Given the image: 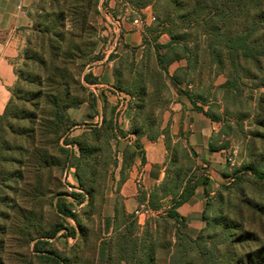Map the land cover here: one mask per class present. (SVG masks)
Here are the masks:
<instances>
[{
  "label": "trees",
  "instance_id": "16d2710c",
  "mask_svg": "<svg viewBox=\"0 0 264 264\" xmlns=\"http://www.w3.org/2000/svg\"><path fill=\"white\" fill-rule=\"evenodd\" d=\"M129 1L135 11L152 7L158 32L153 41L159 61L158 69L153 71L156 74L150 71L149 62L145 64L146 73L143 65L137 68L135 63H125L117 69L116 88L131 95L143 114V109L156 100L150 97L149 87H157V79L162 77H167L180 93L189 97L196 110L214 121L218 118L198 104L194 91L182 87L190 76L201 79L206 72L213 76L224 74L227 80L223 87L235 93L242 92L245 79L264 87V0ZM92 7L93 0H53L50 8L43 9L42 20L34 33L35 42L28 43L25 51L23 68L31 67V71L28 75L23 70L18 71L12 96L0 114V218L9 221L0 227V264H13L10 262L12 254L21 248L28 249L44 264L157 263V247L151 244L146 250L150 223L146 222L144 239H141L138 217L126 211L124 198L119 193L121 184L116 188L114 217L102 216L103 187L110 173L108 165L102 162L104 169L97 168L99 159L102 154L112 152V140L126 133L115 128L111 117L106 125L92 126L79 135H72L75 123L68 116V109L85 101L93 105L84 82L93 83L94 79L88 73L83 74L96 45L83 43L92 30L87 28L88 10ZM69 22L71 30H67ZM162 33L170 36L169 42L157 41ZM175 60H185L186 65L170 75L168 68ZM124 66L130 69L128 81H131L125 85ZM142 133L136 131L138 136ZM136 147L140 148L139 144ZM70 168L76 170L80 192L69 193L64 189L67 185L64 178ZM250 171L264 181V174L255 168ZM122 176L121 183L125 179V175ZM167 176L150 193L140 190L139 201L154 212H163L154 219L157 228L161 220H171L174 224L177 252L168 257L165 264H194L189 260L190 245H196L197 239L182 231L187 227V219L178 208L190 200L198 186L210 184V179L197 175L183 179L179 174L170 185ZM2 191L9 193L3 195ZM67 196L79 202L87 197L89 208L96 207L97 199L102 204L98 213L101 235L97 247L91 249L90 258L84 257L83 250L70 258L49 248L63 230L67 231L63 233L65 237H76L79 230L82 245L88 243L89 231L82 227L72 208L74 204ZM167 199H170L168 205L164 204ZM211 203L209 198L204 221ZM48 204L55 217L62 221L46 222ZM3 205L9 208L13 205L16 214L12 217L3 211ZM68 218L76 222L78 229L63 222ZM105 234L111 235L102 237ZM202 260L216 264L211 256L203 255Z\"/></svg>",
  "mask_w": 264,
  "mask_h": 264
},
{
  "label": "rangeland",
  "instance_id": "374dc122",
  "mask_svg": "<svg viewBox=\"0 0 264 264\" xmlns=\"http://www.w3.org/2000/svg\"><path fill=\"white\" fill-rule=\"evenodd\" d=\"M96 2L97 10H95L93 16L88 17L87 28H91L92 30L85 37L83 43H98L99 45L100 43H107V40H109L110 46L113 48L115 46L114 37L112 36L113 22L117 18L120 20L131 18V14H129L128 10L120 8V6L112 7L106 0H95L94 7L96 6ZM128 2L130 3L129 0ZM91 10L93 11L94 8L88 10V13ZM98 14H100L99 17ZM133 16L139 18L137 13H134ZM95 20L96 23L99 20V24H96L94 28ZM71 28L72 25L69 22L67 30H71ZM150 32H148L146 40L148 43H153L157 32ZM30 42H35L33 35H31ZM101 52L102 49L99 52L97 50L96 53H93L91 61L99 56ZM152 55V53H148V58ZM24 61L17 69L18 71H25V74L28 75L31 67L23 68ZM129 61L126 64L131 63ZM142 65L143 72L146 73V65ZM124 69L125 78L123 79V85L131 82L128 81L130 69H127L126 66H124ZM155 70L157 69L154 66L150 68L152 72ZM140 73L139 71L138 74ZM153 74H156V72H153ZM157 80V87H149L148 90L150 97L154 96L156 100L152 106L149 104L148 107L143 109L144 120L156 119V108L159 105L162 107L163 104L172 100V98L170 100V96L168 95L170 93V85L172 84L171 81L167 77ZM226 80L227 78L224 74L213 76V74L206 72L202 75L201 79L192 75L188 78V81L182 83L183 88L194 91L193 93L198 104L203 105L204 108L209 110L222 123L221 134L225 135L223 145L230 147L227 154V163L231 168L230 173L232 175L228 180L215 188L211 198L212 203L205 213L204 230L193 237L197 239L196 245L193 247L190 245L189 260L194 262V264H207L202 260L203 255H207L211 256L216 264H264V181L256 178L250 171L251 168H255L260 174H264V87L258 86L260 83L245 79V86L242 88V92L235 93L223 87ZM110 120L111 115L108 121ZM142 131L149 132V135L154 137L158 129L149 126L142 129ZM75 135L73 134V136ZM166 135V144L169 151L168 158L170 159L167 177H169L168 181L171 183L170 185L175 182L179 174H181L183 179L194 177L195 175L200 178L205 177L203 170L190 155L185 143L182 140L175 141L174 135L169 130L166 132ZM131 153L132 150L128 152V157ZM116 156L114 148L109 154H102L99 159V165L101 162L103 165H108L110 173L103 187L105 195L107 192L110 194L112 188H117L121 184L122 177H124L122 176L123 174L116 175V172L112 171L115 165L113 162L114 160L117 161ZM128 163L129 160L126 159L125 165ZM102 164L97 167L100 171L104 169ZM82 171L84 172L83 169ZM88 171L90 172L91 170ZM74 179L73 177L72 180L75 181ZM64 181L67 184L66 188H64L67 192H80L78 190V181L76 182V186H72L71 180H68L67 177L64 178ZM141 191L146 193L145 190ZM2 193L4 195V193L7 194L9 192L2 191ZM139 195L140 191L138 197ZM11 197H15L14 194H11ZM79 198L81 197L79 196ZM67 200L74 204L72 208H74L76 214L79 216L82 227L89 231L88 243L82 245V236L79 234V230H77V236L71 238L70 242L64 236L65 234H63L67 231L63 230L60 236L61 239L57 237L54 241L52 240L53 244L49 248L60 256H68L70 258L74 257L78 253V250H83L84 257L90 258L92 257L91 249L97 247L98 238L101 235L102 222L98 213L101 209L99 207L102 204L97 199L96 207L89 208L87 197L83 199V202H79L71 196H67ZM169 201L170 199L165 200L164 204L168 205ZM144 204L147 206L146 203ZM2 210L8 212L12 217L16 214L13 211V205H10V208L3 205ZM46 210V222H60L59 220L61 219L55 217L49 204L46 206ZM162 214V211L154 212L149 210V213L142 215L140 218L138 217V225L140 226L139 236L141 239H144L146 222L150 223L147 228L149 231L146 250L149 249L151 244L157 247L156 264H165L168 257L177 252V236L173 222L171 220H161L158 228L155 225L154 219ZM139 220L142 223L141 225L139 224ZM63 222L77 228L76 222L71 218H68L66 221L63 220ZM8 223L9 221L5 218H0V227ZM111 227L110 230L112 229ZM182 231L185 232V229H182ZM109 235L105 234L102 237H108ZM10 262L13 264H30V262L44 264L36 259L35 256L33 257L29 250L25 248H21L16 254L13 253ZM210 263L212 264L213 262Z\"/></svg>",
  "mask_w": 264,
  "mask_h": 264
},
{
  "label": "crops",
  "instance_id": "0c3cea01",
  "mask_svg": "<svg viewBox=\"0 0 264 264\" xmlns=\"http://www.w3.org/2000/svg\"><path fill=\"white\" fill-rule=\"evenodd\" d=\"M106 1L112 7L120 6L128 10L131 18L120 20L123 28L117 46L111 48L109 40L107 43L95 45L94 53L101 49L102 52L89 62L83 73H88L94 79L93 83L84 82L88 93H91L93 105L90 101H85L79 106L68 109V116L75 123L72 135H79L92 126L106 125L110 115L115 128L126 133L125 136L118 135L116 140H112L113 149L115 148L117 155V164L113 166L112 171L116 172V175L120 173L125 175L119 193L124 198L128 213H134L141 204L138 197L140 189L150 193L155 187L160 186L167 176L170 159L168 158L166 132L169 130L174 135L175 141L182 140L190 155L203 170L204 176L210 179V184L198 186L190 200L178 208L179 213L187 219L185 232L195 237L204 228V211L215 188L232 176L231 168L227 163L230 147L223 145L225 135L221 134L222 123L196 110L189 97L180 93L172 84L168 94L172 100L156 108V119H143L144 114L136 105L135 99L116 88L117 69L120 66L123 67L129 60L135 63L136 67L150 62L151 67L158 69L159 61L153 49L154 43H148L146 40L148 32H157L152 20L154 11L151 6L135 11L132 5H129L128 0ZM52 3L53 0H0V114L5 111L12 96V90L17 84V67L25 60L26 48L30 43L31 35L34 36L38 23L42 20L43 9L50 8ZM94 5L95 0H93L92 7L94 10L88 13V17L93 16L97 10V2L95 7ZM134 13L142 19L141 23H133V20L138 18L133 16ZM116 22L115 20L113 24L115 25ZM96 24H99V20L98 23L95 20L94 28ZM112 36L114 37V34ZM157 41L165 44L170 41V36L162 33ZM148 52L153 54L150 58H148ZM185 65V60L171 62L168 68L169 74L173 75L178 68ZM112 108H114L113 115L111 114ZM149 126L158 129L154 134L155 138H151L149 132L146 131H143L142 135H136V131H142ZM137 144L140 148L136 147ZM130 150L132 153L128 157ZM143 156L145 162H143ZM126 159L129 160L127 165H125ZM65 177L71 180L72 186L77 185L75 168H70ZM73 177L75 181L72 180ZM116 200L115 187L112 188L110 194L107 192L105 195L102 208L104 218L114 217ZM139 224H142L140 220ZM61 234L60 232L57 237ZM67 238L70 241L74 237L68 236Z\"/></svg>",
  "mask_w": 264,
  "mask_h": 264
},
{
  "label": "built area",
  "instance_id": "2783aa9c",
  "mask_svg": "<svg viewBox=\"0 0 264 264\" xmlns=\"http://www.w3.org/2000/svg\"><path fill=\"white\" fill-rule=\"evenodd\" d=\"M117 22L116 24L114 25L113 29H112V32L114 34V44L115 46L118 45V42L120 41V34H121V31H122V22L120 21L119 18L115 19ZM152 20L153 22L156 21V17L155 15L152 16ZM142 22V19L139 17V18H136L135 20H133V23L134 24H139ZM231 160V159H230ZM149 210L147 208V206L145 204H140L138 206V208L134 211V214L137 216V217H141L142 215H145L147 213H149Z\"/></svg>",
  "mask_w": 264,
  "mask_h": 264
}]
</instances>
